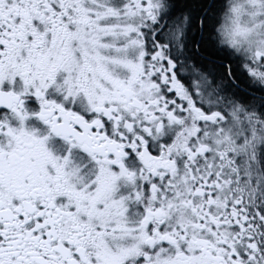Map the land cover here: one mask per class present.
Here are the masks:
<instances>
[{"label":"snow or ice","instance_id":"snow-or-ice-1","mask_svg":"<svg viewBox=\"0 0 264 264\" xmlns=\"http://www.w3.org/2000/svg\"><path fill=\"white\" fill-rule=\"evenodd\" d=\"M0 264H264V0H0Z\"/></svg>","mask_w":264,"mask_h":264}]
</instances>
